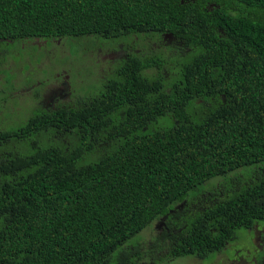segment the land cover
<instances>
[{"label": "trees", "instance_id": "trees-1", "mask_svg": "<svg viewBox=\"0 0 264 264\" xmlns=\"http://www.w3.org/2000/svg\"><path fill=\"white\" fill-rule=\"evenodd\" d=\"M60 39L127 53L0 129V264L209 260L264 231V0H0V52Z\"/></svg>", "mask_w": 264, "mask_h": 264}, {"label": "rangeland", "instance_id": "rangeland-1", "mask_svg": "<svg viewBox=\"0 0 264 264\" xmlns=\"http://www.w3.org/2000/svg\"><path fill=\"white\" fill-rule=\"evenodd\" d=\"M163 41H157L163 50L172 43L164 37ZM39 41V40H37ZM36 42V41H35ZM65 39H60L53 43L52 46L45 44L34 43L29 49H15L10 53L0 52V95L1 99L6 94L7 90L11 89L12 82L20 87L23 84H29L46 80V84L42 87L45 92L43 102L36 103L34 109V100L31 101L25 94H21L16 98V101L21 102L23 108L17 109L16 106H10L5 100L0 102V129L10 130L19 127L25 122L27 116H32V110L51 106L52 104H68L71 103L73 93L80 86V92L72 99L73 102L78 95H82L81 91L90 93L95 92V87L98 83L108 76L115 63L126 56L127 51L120 46L117 50L107 48L106 50L95 44L81 50L80 46L71 47ZM144 44V43H143ZM27 48V45H24ZM156 44L153 45V47ZM14 47V46H13ZM38 49V50H37ZM37 51V53H36ZM31 52L32 58L28 56ZM36 53V54H35ZM169 52L167 53V55ZM167 63L163 68L166 79L170 75L167 73L170 69ZM64 70V71H63ZM63 71V72H61ZM10 73V75L8 73ZM61 72V73H60ZM156 72V71H155ZM60 73V75H58ZM36 77L37 79H34ZM5 80V81H4ZM41 88V87H40ZM33 94L37 90H31ZM45 102V105H44ZM159 127L165 126V121L161 119ZM153 127H157L154 125ZM49 136L42 137V140L47 141ZM55 141L61 142L64 138L55 137ZM16 143L5 144V148H10V145ZM9 145V146H7ZM18 151L22 149L20 146H15ZM106 150V148H103ZM162 229V223H156L151 229H147L141 233L144 242L152 239ZM157 231V232H156ZM261 231V229H259ZM239 239L231 243L226 249L217 255H213L209 260H199L196 257H183L166 261L167 255L160 259V264H254L256 260H262L264 251L259 246L261 242L255 238L254 234L241 230L238 232ZM264 244V242H262ZM260 249V250H258ZM240 258V259H239ZM239 259V260H237ZM166 261V262H165Z\"/></svg>", "mask_w": 264, "mask_h": 264}, {"label": "flooded vegetation", "instance_id": "flooded-vegetation-1", "mask_svg": "<svg viewBox=\"0 0 264 264\" xmlns=\"http://www.w3.org/2000/svg\"><path fill=\"white\" fill-rule=\"evenodd\" d=\"M56 42H58V40H56L55 42H53L51 40L50 41H42V42L41 41H36L34 43H40V44H45L46 46H52V44L53 43H56ZM34 43H32V46H34ZM22 48L23 49H28L25 46H23ZM36 53H37V51H36ZM28 56L30 58H32L31 52L28 53ZM63 71H61V72H63ZM60 73H58V75H60ZM8 74L10 75V73H8ZM34 79H37V78L34 77ZM12 84H13V86H11V94H10V97L11 98H10V101L8 102L9 104H11L10 106H14V107L16 106L17 109L23 108V106L21 105V102L16 101V98L18 96H20L21 94H25L31 101H33V93H32L31 90H35V89H40L41 90V96L42 97L40 98V101L38 103L41 104L43 102V100L45 98V96H44L45 95V92H44V90H43L42 87L46 84V80L40 82L39 84H37L36 82H32V83H29V84H23L22 83V86H20V87H17L13 82H12ZM19 88H21V89H19ZM79 89H80V86L73 93V96L71 98V103H73V100L72 99L75 97V95L80 92ZM89 94H92V93L89 92ZM0 102H1V95H0ZM68 104H70V103H68ZM68 104H66V103L65 104H62V103L61 104H58V103H56V104H52L51 106H46L45 108L42 107V106L41 107L44 108V109H46V110H49V109H57L60 106H65V105H68ZM44 105H45V102H44ZM253 233L255 235V238L258 239L261 242V244L259 246H261L262 247L261 248L262 251H264V244H262V242H264V231H259V229H256V231L253 232ZM258 250H260V249H258ZM239 259H237V260H239ZM254 264H258V260H256Z\"/></svg>", "mask_w": 264, "mask_h": 264}]
</instances>
